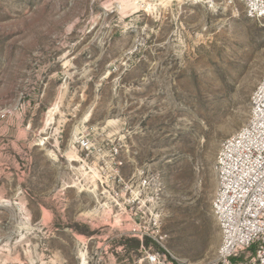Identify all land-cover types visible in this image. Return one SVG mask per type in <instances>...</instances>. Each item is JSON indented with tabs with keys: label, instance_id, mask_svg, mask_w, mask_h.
Returning a JSON list of instances; mask_svg holds the SVG:
<instances>
[{
	"label": "rangeland",
	"instance_id": "rangeland-1",
	"mask_svg": "<svg viewBox=\"0 0 264 264\" xmlns=\"http://www.w3.org/2000/svg\"><path fill=\"white\" fill-rule=\"evenodd\" d=\"M263 75L238 0H0V264H210Z\"/></svg>",
	"mask_w": 264,
	"mask_h": 264
},
{
	"label": "built area",
	"instance_id": "built-area-1",
	"mask_svg": "<svg viewBox=\"0 0 264 264\" xmlns=\"http://www.w3.org/2000/svg\"><path fill=\"white\" fill-rule=\"evenodd\" d=\"M238 1L247 18L264 20V0ZM214 170L211 207L220 245L210 264H264V75L251 95L246 124L221 143ZM140 248V264H174L156 247Z\"/></svg>",
	"mask_w": 264,
	"mask_h": 264
},
{
	"label": "trees",
	"instance_id": "trees-1",
	"mask_svg": "<svg viewBox=\"0 0 264 264\" xmlns=\"http://www.w3.org/2000/svg\"><path fill=\"white\" fill-rule=\"evenodd\" d=\"M129 243L132 245V247L136 250L140 248V246L147 247L149 245V241L147 239H142V241L138 240H130ZM253 252V249L251 250Z\"/></svg>",
	"mask_w": 264,
	"mask_h": 264
}]
</instances>
